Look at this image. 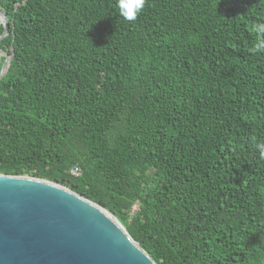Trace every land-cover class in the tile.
<instances>
[{
    "label": "trees",
    "instance_id": "obj_1",
    "mask_svg": "<svg viewBox=\"0 0 264 264\" xmlns=\"http://www.w3.org/2000/svg\"><path fill=\"white\" fill-rule=\"evenodd\" d=\"M0 10V174L97 203L155 264H264V0Z\"/></svg>",
    "mask_w": 264,
    "mask_h": 264
},
{
    "label": "water",
    "instance_id": "obj_2",
    "mask_svg": "<svg viewBox=\"0 0 264 264\" xmlns=\"http://www.w3.org/2000/svg\"><path fill=\"white\" fill-rule=\"evenodd\" d=\"M0 22L1 38L8 29L1 10ZM0 264L155 263L97 203L49 180L0 174Z\"/></svg>",
    "mask_w": 264,
    "mask_h": 264
},
{
    "label": "clouds",
    "instance_id": "obj_3",
    "mask_svg": "<svg viewBox=\"0 0 264 264\" xmlns=\"http://www.w3.org/2000/svg\"><path fill=\"white\" fill-rule=\"evenodd\" d=\"M145 3L146 0H117V7L124 20L135 21ZM255 147L264 158V144H256Z\"/></svg>",
    "mask_w": 264,
    "mask_h": 264
},
{
    "label": "built area",
    "instance_id": "obj_4",
    "mask_svg": "<svg viewBox=\"0 0 264 264\" xmlns=\"http://www.w3.org/2000/svg\"><path fill=\"white\" fill-rule=\"evenodd\" d=\"M70 174L77 177L80 175L81 171L80 168L77 165H74L69 170Z\"/></svg>",
    "mask_w": 264,
    "mask_h": 264
},
{
    "label": "rangeland",
    "instance_id": "obj_5",
    "mask_svg": "<svg viewBox=\"0 0 264 264\" xmlns=\"http://www.w3.org/2000/svg\"><path fill=\"white\" fill-rule=\"evenodd\" d=\"M1 54H0V59H1V57L4 55L2 52H0ZM66 187V186H65ZM137 204H134L133 206H132V208H131V214L134 212V211H136L137 210Z\"/></svg>",
    "mask_w": 264,
    "mask_h": 264
},
{
    "label": "bare ground",
    "instance_id": "obj_6",
    "mask_svg": "<svg viewBox=\"0 0 264 264\" xmlns=\"http://www.w3.org/2000/svg\"><path fill=\"white\" fill-rule=\"evenodd\" d=\"M1 54V53H0Z\"/></svg>",
    "mask_w": 264,
    "mask_h": 264
}]
</instances>
